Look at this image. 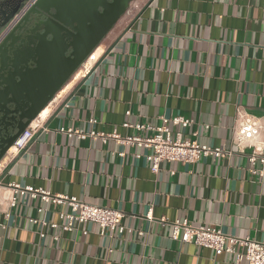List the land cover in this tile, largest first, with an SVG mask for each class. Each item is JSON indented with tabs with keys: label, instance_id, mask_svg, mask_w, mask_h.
Segmentation results:
<instances>
[{
	"label": "crops",
	"instance_id": "obj_1",
	"mask_svg": "<svg viewBox=\"0 0 264 264\" xmlns=\"http://www.w3.org/2000/svg\"><path fill=\"white\" fill-rule=\"evenodd\" d=\"M129 5L96 48L99 62L85 78L73 79V73L53 95L56 101L44 108L49 110L45 118L32 122H39L33 142L6 163L1 179L4 186L42 188L122 211L124 232L110 229L100 237L92 223L67 233L44 227L46 236L40 238L42 228L28 220L59 223L58 212L69 209L48 206L39 214L41 203L27 196L9 207L11 192L1 186L0 264H246L172 241L161 218L264 242V176L249 175L250 151L236 150L231 131L237 109L264 117V0H134ZM163 116L192 122L182 129L169 125L173 139L180 134L234 155L183 167L164 162L155 175L144 158L148 150L111 140L105 145L70 140L58 132L60 127L105 134L116 129L122 136L145 137L121 125L127 120L157 127ZM261 137L264 141V132ZM150 210L154 222L145 220Z\"/></svg>",
	"mask_w": 264,
	"mask_h": 264
},
{
	"label": "built area",
	"instance_id": "obj_2",
	"mask_svg": "<svg viewBox=\"0 0 264 264\" xmlns=\"http://www.w3.org/2000/svg\"><path fill=\"white\" fill-rule=\"evenodd\" d=\"M96 51L95 49L90 52L77 69L78 71L86 63L91 62L88 70L79 78H85L99 62L100 57L96 54ZM52 101H56L55 97L52 98ZM235 113L236 117L231 129L232 145L239 153H243L246 149L250 151L249 154L246 155L248 173L253 177H262L264 176V141L262 140L261 134L264 132V117H253L240 109H237ZM129 114L130 111L127 110L125 115L129 116ZM37 117L35 120L38 119ZM159 119L161 124L157 127L149 123L132 124L127 120L121 125V128L124 130L132 129L136 132L147 133L145 137L138 135L122 136L118 134L116 129L105 134L94 130H90L86 133L75 127H60L58 132L65 135L67 139L70 140L76 139L82 141L91 139L93 141H100L104 145L111 140L119 147H134L148 150L149 153L146 154L144 158L148 163L149 170L155 175L159 173L160 165L164 164V162L176 163L183 167L196 164L202 158H210L213 162H217L219 159L234 155L233 152L224 150L222 146L215 148L205 144H199L194 139L181 138L180 134H177L173 139L169 125L178 126L181 129L188 128L192 122L187 118L182 116L167 118L163 116ZM89 123L95 124L96 120L89 119ZM38 126L39 122L34 124V126L31 123L25 128L12 145L14 154L10 155L7 161H4L6 152L3 159L0 160V187H6L11 192L8 201L9 207H15L18 196H27L31 200H39L41 205L36 208L39 214L45 213L48 206L66 207L69 209V213L62 211L58 212L57 217L59 223L49 222L44 218L29 219L28 222L31 226L38 225L42 228L38 233L40 238L46 236L43 231L44 227H48L51 230L60 227L63 232L67 233L73 231L75 226L92 223L99 227L98 235L100 237H104L106 231L110 229L116 230L118 234H122L124 228L120 223L125 217L122 211L96 205H88L74 196L69 197L60 193L53 194L42 188L33 189L28 186L23 187L14 183H8L5 186L2 185V172L6 163L13 161L19 153L28 149L29 145L34 140V133ZM192 136L195 137L196 134ZM117 156L119 158H124L125 153L118 152ZM134 157L138 159L141 156L136 154ZM145 220L154 222L151 210L147 213ZM158 222L163 227L169 226L171 228L170 239L181 245L192 244L198 248H206L215 255H232L237 263L244 261L246 264H264V242L252 241L248 238H233L223 234L222 231L215 227L209 225L194 227L189 225L186 220H175L167 223L161 218ZM83 234H85V232H83ZM137 236L142 237L143 233L139 231ZM53 240H57V237L55 236ZM240 248H242V252L238 251ZM108 253H110V251Z\"/></svg>",
	"mask_w": 264,
	"mask_h": 264
},
{
	"label": "water",
	"instance_id": "obj_3",
	"mask_svg": "<svg viewBox=\"0 0 264 264\" xmlns=\"http://www.w3.org/2000/svg\"><path fill=\"white\" fill-rule=\"evenodd\" d=\"M133 1L0 0V160Z\"/></svg>",
	"mask_w": 264,
	"mask_h": 264
},
{
	"label": "bare ground",
	"instance_id": "obj_4",
	"mask_svg": "<svg viewBox=\"0 0 264 264\" xmlns=\"http://www.w3.org/2000/svg\"><path fill=\"white\" fill-rule=\"evenodd\" d=\"M100 52H101V51H100ZM96 54H98L97 51H96ZM90 65H91V62H88V63H86L82 68H80V69L74 74V79H77V78H79L82 74H84V73L88 70V68L90 67ZM48 112H49V110L46 108V109L42 110V111L39 113L38 117H40V119H43V118H45L44 116H45L46 114H48ZM40 119H39V120H40ZM12 154H14V149H13V147H11V148L7 151V153H6V157H5L4 161H7V160L9 159V156L12 155Z\"/></svg>",
	"mask_w": 264,
	"mask_h": 264
},
{
	"label": "flooded vegetation",
	"instance_id": "obj_5",
	"mask_svg": "<svg viewBox=\"0 0 264 264\" xmlns=\"http://www.w3.org/2000/svg\"><path fill=\"white\" fill-rule=\"evenodd\" d=\"M12 9H9L8 11L10 12ZM47 19V16L42 15L40 17H37V21H45Z\"/></svg>",
	"mask_w": 264,
	"mask_h": 264
}]
</instances>
